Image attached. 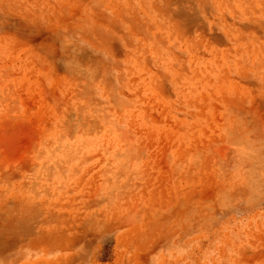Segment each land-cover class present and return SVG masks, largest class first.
I'll return each instance as SVG.
<instances>
[{
    "label": "rangeland",
    "instance_id": "rangeland-1",
    "mask_svg": "<svg viewBox=\"0 0 264 264\" xmlns=\"http://www.w3.org/2000/svg\"><path fill=\"white\" fill-rule=\"evenodd\" d=\"M0 264H264V0H0Z\"/></svg>",
    "mask_w": 264,
    "mask_h": 264
}]
</instances>
